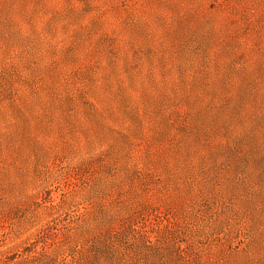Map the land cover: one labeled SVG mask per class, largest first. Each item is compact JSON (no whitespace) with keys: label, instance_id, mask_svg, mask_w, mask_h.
Listing matches in <instances>:
<instances>
[{"label":"rangeland","instance_id":"rangeland-1","mask_svg":"<svg viewBox=\"0 0 264 264\" xmlns=\"http://www.w3.org/2000/svg\"><path fill=\"white\" fill-rule=\"evenodd\" d=\"M0 264H264V0H0Z\"/></svg>","mask_w":264,"mask_h":264}]
</instances>
